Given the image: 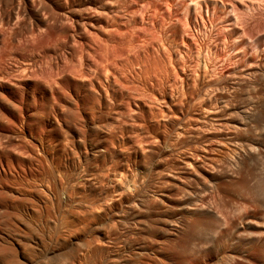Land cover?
I'll use <instances>...</instances> for the list:
<instances>
[{
    "label": "bare ground",
    "instance_id": "obj_1",
    "mask_svg": "<svg viewBox=\"0 0 264 264\" xmlns=\"http://www.w3.org/2000/svg\"><path fill=\"white\" fill-rule=\"evenodd\" d=\"M0 11L3 12V14L1 13L3 15V17L1 16L2 21H4L3 23L6 24L5 26L10 27V38H13L12 40H16V42L19 38L21 41V43L19 42L20 44L16 43L19 49L22 48L23 51L39 53L38 51L43 49L48 50V48L52 47V49H55L54 52L56 53V48H60L59 52L63 57H67L68 54L73 55V58H75L73 60L76 61L75 66L77 67V81L79 82L81 88L85 89L87 87H91L93 89H97V86L103 88V86L108 85L113 87L116 91L118 89L117 93L119 92L120 95H117V93L116 95L112 94L113 97L112 95L111 97L113 98V101H110L112 103H109L110 107H108V109L116 114L121 111L120 108H118V105L120 104L121 108L123 103L128 106V109L130 108V99L141 101L142 103L147 102L146 105L150 103L148 104V108L149 110L151 109V112H154L153 114H155V111L152 110L153 105H155L153 103L158 104L160 100L163 99L161 102H164L169 110V113L171 112L175 114L176 112L173 119H175L174 125H176L180 130L177 131L178 140L176 141L178 147L180 146V149H183L181 148L182 146L189 144V140L187 141V138L192 140L191 145L194 146L195 144H192L193 138L195 143L197 139H202V142L209 141V143H212L214 138L217 139V137H219L218 133H221L220 135L223 138L225 137L224 140L226 139L230 141V139L235 137V142L233 139L231 142H233V146L237 145L235 147H237V163L239 164L240 178L237 181H235V179V182H232V179L228 187L233 190L231 192L235 191L238 195H240L243 202H231L230 199L232 196H224L223 194H225V191H222L223 196L220 198L217 197L219 199L216 201L215 205H213V202L211 203L210 201L211 198L206 193L208 192L206 188V190H198L200 187H197V190L185 189V185L190 186L191 182L193 183L194 180L196 181L199 178L202 179L204 176L198 169V171H194L196 170L194 168L203 163L201 165L203 169L207 165L205 164L204 166L206 160L210 161L212 159L210 152H213L212 149L214 146H212V148L210 147V151L208 150L210 148L206 147V149L205 146L201 151L198 146V149L196 148L194 151L195 154L193 153L194 155H190L188 158L185 157L186 159L184 160V163L182 162L183 166L179 167V169L184 167V170L178 171L177 169V172H174L176 170H173V173L169 172L170 178L174 180H172L173 186L178 185V188H181L182 191L180 190L181 192L179 191L180 193H177L178 196L176 195L170 198V203L167 207L160 209L158 212L156 211V214H154L151 218H147L144 215L133 211L131 213V217L129 216V219L134 221V223L132 222V225L125 226L121 231L118 230V233L114 234V239L110 242L111 244L106 245L108 246L106 250L100 248L98 245L99 243H97L96 239H94L95 237L86 239V236L82 235L85 239L80 241L81 238L77 235H79L81 231L85 233L88 231L89 233L91 225L88 224L92 221L91 218L84 216V213L80 212L81 215L83 214V217L80 216L81 218H78V221H73L69 218V220L66 219L69 221L67 223L64 220L63 223H66L65 225L62 223V226H65L63 228L68 230L69 236H73L75 241H68L69 243L65 241L62 242L63 236L66 235L65 232L63 236L61 235V242H59L61 237L58 239L59 241L57 240L55 243L52 242L54 244L53 247L47 250L46 256L44 257L48 260L50 258L54 259L59 255H57V249H66L67 246V249H73V251L75 250V257H73L72 254L74 252L72 251V259L70 262L72 263V260L75 258L79 264H235V262H237V264H264V208L254 207L256 205L261 206V201L264 200V99L259 101V95L261 93L258 95L259 97L255 95V98L257 97L256 99L259 98L258 101L252 99L254 98L253 94L250 93L253 97L249 94V92H252L251 90H257L258 86H264V0H0ZM26 20L29 23V28L26 26L28 30L26 28L27 33L24 34L23 32H20L18 27ZM54 25L58 26V40L56 39L57 37H55V40L54 35L51 33V29H55L53 27ZM55 32L57 33V31ZM54 40L58 43V46L54 43ZM11 41H8L7 44L9 45V42ZM12 44L13 43L9 46L6 45V43L0 45V117L7 118L9 115V119L7 118L4 121L5 128L3 127L7 131L5 134L8 136L15 132L14 130H16L15 126L17 123L20 125L26 123L27 129L29 128L30 124L27 121V118L33 113L29 112L30 108L28 109L27 107V103L29 102L28 100L33 98L34 100L35 98H48L49 100V97L54 95L53 90L55 91L56 85L59 84L63 86L71 84L72 75H69L68 73L73 71L72 68L74 67L73 66L69 72L64 68L63 71H61V73L63 72L64 74L63 76H61L59 72L56 73L57 76L59 75L58 77L51 74L54 70V68H51L52 71H49L51 77H49L48 80H44L42 79L44 77L43 74L40 75L42 78L38 76L41 72L43 73L40 65L38 66L40 67L38 70L36 66L33 67V65L31 66L26 64L22 66L17 65L16 67L8 66V64L5 66L2 61L4 62L7 57L9 58V53H11L10 51H12L15 47L18 48L16 44L14 47ZM15 50L17 51L18 49H14V51ZM3 57L6 58L3 59ZM8 58L6 60H10L14 57L11 56V58ZM22 58H24V56H22ZM10 61H12V59ZM8 63L11 65V62ZM64 63L62 64L64 65ZM55 68L57 69V66ZM64 71L67 73L65 74ZM52 73L55 74L54 72ZM45 74L47 77V73ZM71 74L74 75V73ZM42 82H44L43 85H48V88L50 89H48L49 92L48 90L46 91V89L42 88L44 87L41 84ZM52 87H54V89ZM59 88L62 90L61 87ZM156 89H158L157 92L161 89V96L167 95L169 101H165L164 97H157L155 93ZM224 90L230 91L231 95L229 96L231 97L227 95V98L221 99L223 97L221 95ZM256 90L253 92L256 93ZM258 90L261 89L259 88ZM219 93H221L220 98L218 97ZM98 94L99 96H104L101 91ZM94 95H96V92ZM158 95H160V92ZM29 97L31 98L29 99ZM87 98L88 97L86 95V99ZM95 98L96 97L93 99L95 100ZM15 99H19L22 102L20 103L21 106H19V110L21 112L18 111L20 113L18 115H15V110L18 108L15 104L18 101ZM237 99L241 100V102H239L240 104L235 103L236 105H234L232 101ZM142 103L137 102L136 105V107L138 106L137 109H140L139 111L141 112H143L141 107L145 105L143 104L141 106ZM36 105H34V107ZM79 105L76 104V106ZM41 106H37L35 112L40 110V113H44L45 111L51 113L50 115L54 113V111L50 112L51 109L48 106V110L45 109L46 106L45 108H42ZM51 108L52 110L54 109V107ZM138 110L134 111L136 112ZM122 111L120 113H122ZM131 111L132 109L129 112ZM3 112L8 115L5 116L6 114H4L3 116ZM133 113L134 112H132V114ZM162 113L163 112H161L160 115H166V117H168L167 114ZM234 114H236L234 118L241 116L242 119H238V121L231 118ZM152 116L154 117V115ZM3 120L4 119L0 120V122L2 123ZM230 120L232 122L233 120L238 122L231 123L229 122ZM26 124H24V126ZM128 124L126 123V125ZM227 126H231L233 128L235 127V129H237V133L235 131V134L237 135L232 138L230 135L227 136V132L225 133L228 129ZM3 128L2 130H4ZM235 129H233V132ZM228 130L229 133L227 134H230V129ZM240 130L245 131L246 136L243 134V137L245 138H243L242 135V138L240 137ZM212 134H215V137ZM2 136L1 138L3 140L4 138L7 140L6 137L3 138ZM157 138H159L158 135ZM8 139H10V137H8ZM219 140L216 141L221 147V144L222 142L224 143V141L222 140L220 141L221 143H218ZM10 141L12 142V140ZM10 141L8 140V144ZM201 141H199V143ZM155 142L156 140L154 143ZM209 143L207 142L206 144ZM213 144L215 145V148L218 146L215 143ZM11 145L9 146L11 147ZM140 146L141 145H139V148ZM178 147H176V149ZM24 148L21 149L23 150ZM193 148H195V146ZM23 151H25V149ZM35 153L36 151L34 154ZM190 153L192 154V152ZM4 154L5 153L2 152V156ZM37 155H32L29 151H25L22 157L19 159L17 158L20 160L18 163L22 168L20 173L22 174L21 178H27L28 175L32 174L34 168L33 166H38L41 163V160L39 159L40 154L39 157H37ZM14 156L12 155V152L10 154L9 151L6 156L7 166L5 168V172L3 170L4 168L1 166V170L4 172L2 174L5 176L4 179L9 182H11L15 176L14 170L16 169L12 167V162L15 160ZM230 160L228 159V163ZM1 161L3 160H0V165L3 163H1ZM217 163H215V165ZM210 166H212L211 162ZM218 172H220V168ZM223 172L225 173V171ZM165 177L167 178V176ZM4 179H2V182L5 181ZM6 183L7 182H4L5 186L9 184ZM182 185L184 186L182 187ZM7 187H9V185ZM202 187H204V185ZM193 188L196 187L194 186ZM2 190L5 191L4 189L0 190V206L5 205V203H7L6 205L14 203V207L15 200L17 204L18 196H15L16 198L14 195L13 197L9 196L12 195L10 194L11 190L9 189L5 192L8 193L6 196L1 192ZM21 200H23V198ZM21 200L18 199V201L23 203L27 200V198H25L23 202ZM20 202H18V204ZM109 206L110 205H108V207ZM8 207L6 206V208ZM3 208L5 207L3 206ZM3 208L0 207V209ZM18 209L19 207H16L15 205V210ZM3 210H0V222L6 224V227L8 224L7 221L11 219L10 217L16 219V216H11V213L14 215L12 210L10 213L7 212V209L6 213ZM1 212L3 215H1ZM63 212L64 211H62V213ZM7 213L8 215L10 214V216H8ZM15 215L19 216L18 214ZM3 216H5V218L8 217V220H4ZM63 218H65V216ZM66 218L68 217L66 216ZM2 219L4 222L1 221ZM19 219H21V217ZM88 219L91 221L89 222ZM61 220H63L62 217ZM94 221L96 220L94 219ZM11 222L13 223L14 221L11 220ZM10 224H8L9 226L6 227V230L11 227ZM13 225H15V223H13ZM57 227L53 228L56 230ZM50 228L52 227L50 226ZM16 229H14V231ZM43 229L44 228L41 227V230ZM58 229L60 231L62 228L59 227ZM2 230L3 229L0 230V253H4L6 250L9 251L12 247H9L7 244L12 243V241H8L10 239L9 235L13 229L11 230L10 228V234L4 232L5 228L3 232ZM59 231L56 232L58 233ZM70 233H73V235ZM26 235L24 234V236ZM74 235L76 236L74 237ZM13 237L11 238L15 239ZM39 239H41V237ZM40 241L43 242L45 240L41 239ZM24 246L25 247L22 246L23 249H28V251L30 250L28 245ZM37 246L39 248V245ZM13 247L14 248L12 249L14 250L15 246ZM30 247L32 248L33 246L31 245ZM13 250L12 253H15V256L14 254L13 256L9 255L11 250L10 253L8 251L6 253H9L8 256L14 257L13 259L9 257V259H12L14 262L18 253L16 254V250L14 252ZM28 251L26 250L25 252ZM31 251L29 252L31 253ZM26 254L28 255V253ZM35 254L34 258L36 259ZM40 254H42V252ZM5 256H7V254ZM4 257L1 259L5 260ZM41 258L43 259V257ZM58 258L63 260L60 257ZM58 258L56 259L57 262L54 261L53 264H71L66 261V259H69L68 257L65 259V262L58 261ZM29 259L30 257H28L27 260L29 261ZM44 259L42 260L44 261L43 264L46 263ZM17 261H21L19 260V257L14 263ZM4 262L2 263L5 264ZM10 262L11 260L9 263ZM36 262L35 264H39V261ZM17 264L21 263L17 262Z\"/></svg>",
    "mask_w": 264,
    "mask_h": 264
},
{
    "label": "rangeland",
    "instance_id": "obj_2",
    "mask_svg": "<svg viewBox=\"0 0 264 264\" xmlns=\"http://www.w3.org/2000/svg\"><path fill=\"white\" fill-rule=\"evenodd\" d=\"M1 13L3 14V12L0 11V20H1L0 21V33H1L0 34V45L1 44H5V43H6V45H8L7 42L11 41L13 38H10V36H9L10 35V27L5 26L6 24L3 23L4 22V21H2L3 15ZM26 26H28V28H29V23L27 22V20L24 21V23H22L21 26L18 27V29H20V32H23L24 34H26L27 30H28V28ZM53 27L55 29H51L52 30L51 33L54 35V39H55V37H57L56 39L58 40V33H59L58 32V26L54 25ZM26 28H27V30H26ZM55 31H57V33ZM54 32H55L56 36H55ZM23 33H21V34H23ZM55 40H54V43H56V45H57L58 43ZM12 41L9 42V43L10 44L13 43L12 44L13 47L15 46L16 43L17 44L21 43L19 38L17 39V42H16V40H12ZM17 44H16V46L18 47ZM52 45H54V44H52ZM14 49H18V50L14 51ZM14 49L12 50L14 52L10 51L12 53V55H11V53H9V54L12 57L16 58L17 60L14 59V58H11V56L9 55V58H11L12 61H10L11 59L10 60H6L8 57L7 58L5 57L6 59L3 57V59H5V61L3 62L2 61L3 59H2L1 60L2 63H4L5 66H7V64H8V66H12V67H16L17 65L18 66H20V65L22 66V65H25V64L26 65H31V66L33 65V67L36 66L37 70L41 67V70L43 71V73L39 70L41 73L38 76L43 74L44 77L42 78L40 76V78H42L44 80H48V78L51 77V74L53 76H55L56 73H58V72H59V74H61V76H63L64 74H63V72L61 73V71H63L64 68L66 69V71L68 70V72H69L70 69L74 66L72 68L73 71H70L68 73L69 75H72L71 84L63 85V86L58 84L59 86L58 85H56V87L54 86L55 87V91L53 90L54 95L49 97L51 100L50 99L48 100V98L47 99H37V98H35V100H34V98L30 99L31 97H29L30 100H28L29 102L27 103V107H28V109L30 108L29 112H31L33 114H31V116H29L28 118L26 117L27 121L30 124L28 129H27V124L26 123L21 124L22 125L21 126L20 124H18L16 122L17 123V125L15 126L16 130H14L15 132L13 131L14 135L10 134V136H8V135L5 134V133H7V131L4 129L5 128L4 127V125H5L4 121H5V119H7L9 117V115L7 113L3 112L2 115L4 116V114H6L5 116L8 115V117L7 118L6 117L5 118L4 117L3 118L0 117V120L4 119L2 121V123H4V124H2L0 122V129H1L0 130V135L1 136L3 135L2 136L3 138L4 137L7 138V140L5 138L3 140L1 138V136H0V139L2 140V142L0 140V143L2 144V145L0 144V146H1V148H0V152H1L0 158L1 159L0 160H3V161H1V163L2 162L3 163L0 165V175L2 177V178L0 177L1 178L0 184L2 182V179L5 178L4 174H2V173H4L6 171V169H5L6 166H7L6 165L7 164L6 163V161H7L6 158L7 157L6 156L8 155L9 151H10V154L12 152V155L13 156L15 155L14 156V159H15L14 161L15 162L14 161L12 162L13 163L12 167L14 169H16V170L13 169L15 171L14 172L15 176L13 177L11 182L6 181L4 179L5 180L4 182L9 183L8 184L9 187H7L8 185L5 186L4 182H2L1 185H3V186L0 185L1 186L0 190L1 189L5 190L7 188L5 191H3V190L1 191L5 195L8 194V193H5V192L8 191V189L11 190L10 194H12V195H9V196H12V197H13V195H14V197L18 196L17 204H18V202H20V201H18V199L21 200L23 198V200H21L23 202L25 200V198H27V200L29 198L28 201L25 200L23 203L20 202L18 205L16 204V200H15L16 207H19L18 210H15V205L13 207L14 203H11L12 206H11V204L6 205L7 203H5V205H1L0 206L1 208H3V206L5 207V208H3L5 210L0 209L1 211L3 210L6 213V209H7V212L10 213L11 210H12L14 212V215L11 213V216H16L15 217L16 219L10 217L11 219H9V220H8V217L5 218V216H3L4 220H8L7 221L8 224H10V222L12 220V221H14L13 223H15V225H13V223L11 222V224H10L11 227H9V229L6 230V227H8L9 225L7 224V226L5 227L6 224L0 222V223L3 224V225L0 224V228L3 229L2 232L4 231V228H5L4 232L7 233V234L13 229L11 234L9 233L10 234L9 235L10 239L8 241V242L12 241L13 244L12 243H10L11 245L7 244L9 247H11V246L12 247H11V249L8 248L9 251L6 250V252L8 251L10 253V250H11V253H12V250H13L12 248H14L13 246H15V249L13 250V252L16 250L15 251L16 254L18 253L16 255L17 258L15 257V259L18 260V257H19V260L22 261V262L21 261L20 262L17 261L18 263L23 264V262L25 261L24 264H26V263L35 264L36 261H39V264H43L44 261H42V260L45 258L44 260H45L46 263H44V264H47V263L53 264V262L56 261V259L58 257L63 259V260H60L58 258V261H62V262H65V259L68 257L69 259H66V261L71 263L70 261L72 259L71 254H72L73 249L72 250L71 249H67V246H66V249H62L63 251L58 248L57 249V255L59 254L60 256L58 255L54 259L50 258L51 260L50 259L48 260L44 256H46L47 250L49 248L53 247V245H54L53 243H55L60 237H61L60 241L59 240L58 241L61 242V239H62V236L64 235V233L66 232L65 233L66 235L69 233L68 230L63 228L65 226H62V223L64 222V220L66 221V223L69 222L68 221L69 218H71L70 220L78 221V218L83 217V214L81 215L82 212L84 213V216H88L89 218H91L92 221L90 219H88L89 222L91 221L90 224H88V225H91L90 226L91 230L89 231V233H88V231L86 233L81 231V233H83V234L80 233L79 235H77L79 238H81L80 241L81 240L83 241L85 239V237L83 238L82 235L86 236V239H91L92 237H95L94 239H96V242L99 243L98 245L100 246V248L103 249V250H106V248L108 247L106 245H110L111 244L110 242L113 241L114 234L118 233V230L121 231L125 226H130V225H132L134 223V221H131L129 219V216L131 217V213L133 211H135V212H137L139 214H142V215H144L147 218H151V217L154 216V214H156L155 213L156 211L158 212L160 209L165 208V207L168 206V204L170 203V198H172V196L174 197V196L177 195V193H180L182 191L181 188L180 189L178 188V185H174L173 186V182H172L173 179L170 178L169 172L173 173V170H176L174 172H177V169H178V171L184 170L183 169L184 167L180 168L181 170L179 169V167L183 166L184 160L186 159L185 157L188 158L190 155L193 156L195 154L194 151H195V149L198 146H199L198 148H200L199 150H201V151L204 149L203 148L204 146H205V148L206 147H208V148L211 147L212 148V146H214L213 149H212L213 152L212 151L210 152V155L212 156V159L210 161L206 160V162L204 163V166H205V164H207L205 167L203 166L206 171L204 170V168L202 169L201 165L203 163H201L198 167L194 168V169H196L194 171H198L199 170V172L202 173V175H204L202 179L199 178L196 181L194 180L193 183L191 182L192 184L190 183V186L182 185V187L184 186L185 189H191V190L192 189L197 190V187L198 188L200 187L198 190H201V189L202 190L203 189L206 190L207 189L208 192H206V191L205 192L211 198V199L210 198L209 199H210L211 203L213 202V205H215L216 201H218V199L220 197H222L223 195L224 196L228 195L229 197L232 196L231 197L232 200L230 199L231 202H234V201L235 202L237 201L236 203L243 202L242 197L240 195H238L235 191L231 192L233 190H231V188L228 187L230 185L232 179H233L232 182H235V181H237L240 178V176H239V166H238L239 164L237 163V147H235L237 145L233 146V142H231L235 138V137L234 138H232V137L237 135V134H235V131L237 133V129H235V127L233 128L231 126H229V127L227 126L228 129H230V134H227V133H229L228 129H227V131H225V133L227 132L226 135L227 136L230 135L233 140L230 139V141H229V140L225 139L226 140V142H225V140H224L225 137L223 138L220 135L221 133L220 134L218 133L219 137H217V135H216L217 139L214 138L212 143L211 142L209 143V141H207L209 144H206L207 143L206 141L202 142L201 141L202 139H200V140L199 139H197V140L195 139L196 140V143H195L194 138H193V143L192 144L193 145L195 144L194 145L195 148H193L194 146L191 145L192 140L190 138L189 139L187 138V141L189 140L188 141L189 144L185 145V146H182L181 148H183V149H180V146L178 147L177 142H176L178 140L177 139L178 138L177 137V131H180V130H179V128L176 125H174L175 124V119H173L174 115L176 114V112H175V114H173L171 112L169 113V110L167 109V107L164 104V102L163 101L161 102V100H163V99H161L160 102H159L162 106L159 103L158 104L153 103L155 105H153V109L152 110L155 111V114H153L154 112H151L150 111L151 109L149 110V108H148V104H150V103H148L146 105L147 102L146 103H142L141 101H136L134 99H130L131 104H130L129 107L132 109L131 112H129L131 109L130 108L128 109L127 108L128 106H126V104L123 103L122 104V108L120 106L121 104L118 105V108H120L121 111L123 109L122 113H120L121 112L120 111L118 114H116L115 112H113L110 109H108V107H110V104L112 103L110 101H113L112 97H113V95H116L118 89L116 91L113 87L108 86V85H105L106 87L103 86V88L100 87V86H97L98 87L97 89L96 88L93 89L91 87H87L89 90L87 88H85V89L81 88L80 85H79V82L77 81V74H76L77 67L75 66L76 65V61L73 60V59H75V58H73V55H68L67 54V57H63L62 54L59 52L60 48L59 49L56 48L58 52L56 51V53H55L54 52L55 49H52V47L48 48V50L47 49H43L41 51H38L39 53H35V52L31 53L29 51H23L22 48L19 49V47L18 48L15 47ZM18 51H19V53H18ZM48 51H50V52H48ZM22 56H24V58H22ZM61 57H63V58H61ZM7 61L11 62V65ZM26 61H28V62H26ZM32 61H33V63H32ZM60 62H62V63L66 62V63H64V65H63ZM13 64H14V66H13ZM55 64H58V65H55ZM39 65H40V67H38ZM56 66H57L58 70L55 68ZM51 68L52 69L54 68V70L52 71ZM49 69H51V70H49ZM74 70H75V72H74ZM49 71H52L55 74H53L52 72L50 74ZM66 71H64L65 74L67 73ZM45 73H47V77L45 76L46 75ZM48 73H49V75H48ZM71 73H74V75L71 74ZM75 74H76V78H75ZM42 79H41V81H42ZM43 83L44 82H42L41 84L43 85ZM43 86L45 88L44 87H42V88L46 89V91L49 89L48 85L47 86L43 85ZM65 86H67L68 88L65 87ZM262 86L263 85H261V87L258 86L257 90L255 89L256 93L253 92L255 90H251L253 93L249 92V94L251 93V94L254 95V98H255V95L257 97L260 96L259 97L260 98L259 101H262L261 99H264V97H263L264 96V88H263L264 86L263 87ZM54 87H52V88L54 89ZM59 87H61L62 90H60ZM259 88L261 90H258ZM91 89H93V90H91ZM49 90H48V92H49ZM66 91H67V93H66ZM97 91H98V93H100V91H101L104 96H99ZM114 91H116V92H114ZM157 91H158V89H156V91H155L157 97H160V98L164 97L165 101H169V98H168L167 95L161 96L162 95L161 89H159L160 95H158L159 92H157ZM95 92H96L97 96L94 95ZM224 92L226 93V95H225ZM224 92H222L221 96H223V97L221 99L227 98L226 97L227 95L228 96L231 95L230 91L224 90ZM227 93H229V94H227ZM105 94H106V96H105ZM220 94L221 93H219V95H218L219 98H220ZM251 94H250V96H251ZM86 95L88 97L87 99H86ZM111 95H112V97H111ZM117 95H120L119 92L117 93ZM94 97H96L97 99L95 98V100H94L93 99ZM99 97H101V98H99ZM106 97H108V98H106ZM229 97H231V96H229ZM251 97H253V96H251ZM254 98H252V99L253 100H257V101L259 99V98L258 99H256V98L254 99ZM237 100H238V102H237ZM237 100H233L232 103L234 105L240 104L239 102H241V100H239V99H237ZM16 101H18V102H16ZM16 101H15L16 102L15 104H16V106H18V108L17 107H16L17 109L15 108L16 109L15 110V115H18V114H20L19 112H21L19 110V106H21L20 103H22V102L19 99L16 100ZM93 101H94L95 104L93 103ZM89 102L91 104L93 103L92 104L93 106ZM137 102L138 103L139 102L142 103L141 106L143 104H145V105H143L141 107L142 111L143 112L145 111L144 113L139 111L140 109L139 110L137 109V107H138V106L136 107ZM75 103L77 105H79V104L80 105L76 106ZM132 103H134V104H132ZM52 104H53V106H52ZM34 105H36V106L34 107ZM37 106H41L42 108L43 107L45 108V106H46V108H45L46 110H48V108H47V106H48L51 109L50 112L54 111V113H52V115H50L51 113L45 111L44 112L45 114H44L43 112L40 113V110H38V109H37L38 111L35 112ZM123 106H124V108H123ZM125 106H126V108H125ZM155 106H159V107H155ZM51 107H54V109L52 110ZM92 108H95V109H92ZM92 110H93V112H92ZM134 110H138L136 112H138L139 114L136 113ZM132 112H134L135 114L134 113L132 114ZM161 112H163L162 114H167L168 117H166V115H160ZM152 115H154V117ZM235 115L236 114H234V116L231 117V118H234ZM163 117H164V119H163ZM124 119H126V120H124ZM234 119H236V120L240 119L241 120L242 118H241V116H239V117L234 118ZM144 120H146V121H144ZM171 120H173V121H171ZM135 121H137V122H135ZM168 121L171 122V123H169ZM238 121L233 120V122H232L230 120L229 122H231V123L235 122L236 123ZM139 122H140V124H139ZM126 123L127 124L129 123V124L126 125ZM24 124H26V125L24 126ZM141 124H142V126H141ZM145 126H146V128H145ZM174 126H175V128H174ZM162 127H164V128H162ZM2 128L4 130H2ZM167 128H168V130H167ZM153 129H154V131H153ZM160 129H162V130H160ZM231 129H232V131H231ZM233 129H235L234 132H233ZM122 130H123V132H122ZM166 130H167V132H166ZM240 131H239L240 137H241V135L243 137V134H244V136H246L244 130H243L244 132L242 130H240ZM158 132H160V133H158ZM152 133H154V134H152ZM225 133H223V134H225ZM215 134H212V135L214 136ZM4 135H6V136H4ZM145 135H146V138H145ZM157 135H158L159 138H157ZM153 136H156V137H153ZM8 137H10V139H8ZM243 138H245V137H243ZM157 139H158V141H157ZM215 139L217 141L219 139H222L226 145L222 142L223 145L221 144V147H220L219 144H217V141ZM8 140L9 141L12 140V142L10 141V143L8 144ZM145 140L147 141V144H146ZM152 140H153V142H152ZM155 140H156V142L154 143ZM198 140L201 141L200 142L201 144L199 143ZM222 140H219L218 143H221L220 141H222ZM197 141H198V143H197ZM234 142H235V140H234ZM213 143L217 144L218 146H216V148H215V145ZM9 145H11V147ZM23 145L24 146L27 145L29 150L27 149V146H25V148H24ZM139 145H141L140 148H142V149L139 148ZM151 146H152V149H151ZM176 147H178V148L176 149ZM184 147H186V148H184ZM188 147H190V148H188ZM21 148H24L25 151H29L30 154H32V155H37V153H38L37 157H39V154H40L39 159L41 160V163L39 164L40 166L39 165L38 166H33L34 167L33 168V172H32L33 175L30 174V175L27 176V178L22 177L23 179L21 178L22 174H20L22 168H21V166L18 163L20 161L18 159L20 157H22L24 155V152H25V151H23L24 149L22 150ZM158 148H159V150H158ZM211 148L208 149V150L210 151ZM150 150H152V151H150ZM22 151H23V153H22ZM35 151H36V153L34 154ZM2 152H4L5 154L7 153V154L6 155L4 154L2 156ZM190 152H192V154ZM20 155H22V156H20ZM214 159H216V160H214ZM228 159L229 160L231 159L229 161L230 164L228 163ZM210 162H211L212 166H210ZM215 163H217V164L215 165ZM234 163H236V164H234ZM17 165H18V167H17ZM214 165L217 166V167H215ZM227 165L228 166L231 165V166L228 167ZM1 166L4 168L3 169L4 172H2L3 170H1L2 169ZM200 167H201V169H200ZM219 168H220V172H218ZM215 169H218V170H215ZM232 170H234V171H232ZM223 171H225V173ZM165 176H167V178ZM115 178H116V180H115ZM204 178H205V180H204ZM201 181H203V182H201ZM197 182H199V183H197ZM170 183H172V184H170ZM204 183H207V184H204ZM162 184H164V185H162ZM203 185H204V187H202ZM194 186L196 188H193ZM217 186L219 188L221 187L220 190H219V188ZM190 187H192V188H190ZM222 191L223 192L225 191V194H223ZM118 192H119V194H118ZM233 194H235V195H233ZM168 197H169V200H168ZM217 197H219V198H217ZM119 198L122 199V200H120ZM76 199H78V200H76ZM106 203H108V204H106ZM261 204L264 205V200L261 201ZM108 205H110V206L108 207ZM262 205L261 206L256 205L254 207H257V208L258 207L259 208L263 207L264 208V206H262ZM6 206L7 207L10 206L11 208L8 207L10 210L8 208H6ZM68 209H70V210H68ZM75 209L78 212H76ZM89 210H91V211H89ZM62 211H64V212L62 213ZM97 212H99V213H97ZM45 213H46V215H45ZM47 213H48V215H47ZM78 213H80V214H78ZM15 214H18L19 216L15 215ZM61 214H62V216H61ZM1 215H3V213ZM7 215H8V213H7ZM8 216H10V214ZM64 216H65V218H63ZM66 216L68 218H66ZM93 216H95V217H93ZM20 217H21V219L23 221L21 219H19ZM61 217H62L63 220H61ZM93 218L96 221H94ZM236 218H237V215H236ZM52 219H53V221H52ZM56 219H57V221H56ZM66 219H68V220H66ZM88 220H87V222H88ZM1 221H3V219ZM66 223H63V225H65ZM50 226L52 228H50ZM12 227H15V228H12ZM41 227H43L44 229L41 230ZM53 227H55V228L57 227V229L60 227V228L63 229V230L61 229L60 231L63 232L64 229H65V231L62 233V232L59 231V229L55 230ZM10 228H11V230H10ZM45 228H46V230H45ZM14 229H16L17 231L16 230L14 231ZM30 230L32 231V233H31ZM56 231H59L60 233L59 232L57 233ZM38 233H41V234H38ZM91 233H93V234H91ZM22 234H23V237H22ZM24 234L25 235L27 234V235L24 236ZM70 234L73 235V233H70ZM89 234H91V235H89ZM58 235H59V237H58ZM66 235L63 236L64 240L62 239V242L65 241V242L69 243V242H74L75 241V238H73V236H69V234H68L67 236H69L70 237L69 238ZM106 235H108V236H106ZM75 236L76 235H74V237ZM11 237H13L15 239H12ZM40 237H41V239H43L45 241H43V242L40 241L41 240V239H39ZM65 238H67V239H65ZM14 241H15V243H14ZM33 241H34V243H33ZM16 242H18V243H16ZM44 242H46V243H44ZM43 243H44V246H43ZM36 244L39 245V248H38V246ZM40 244H42V245H40ZM102 244H103V246H102ZM24 245H28L29 249H30L29 251L32 250L31 253H33V254H31L28 251V249H23V247H25ZM31 245L33 246L32 248L30 247ZM34 247H36V248H34ZM17 248H18V250H17ZM26 248H28V247H26ZM24 250L25 251L27 250L28 252H25ZM43 250H44L45 253L43 252ZM6 252L0 253V257L2 256L1 258H3L6 254L8 256L9 253H6ZM41 252H42V254H40ZM67 252H68L69 255L67 254ZM11 253L9 255L13 256V254H14V256H15V253H12V254ZM22 253H23V256H22ZM26 253H28V255ZM3 254H5V255H3ZM34 254H35L36 259L34 258ZM74 254H75V252L72 254L73 257H75ZM104 254L107 255L106 253H104ZM7 256L4 257L5 260L3 259L5 262L0 258V261L2 260L1 263L4 262L5 264H10L12 262L11 264H13L16 261L15 259H14L15 260L14 262L12 261V259L14 257L8 256V258H7ZM102 256H104V255H102ZM9 257L12 258V259H9ZM28 257H30V259H32V260L29 259V261H28L27 260ZM41 257H43V259ZM62 257H64V258H62ZM39 259L41 260L42 263L40 262ZM46 259H47L48 262L46 261ZM10 260H11V262L9 263ZM17 262L14 263V264H17ZM36 263H38V262H36ZM71 264H79V263L74 258L72 260ZM235 264H237V262H235ZM244 264H246V263H244Z\"/></svg>",
    "mask_w": 264,
    "mask_h": 264
}]
</instances>
